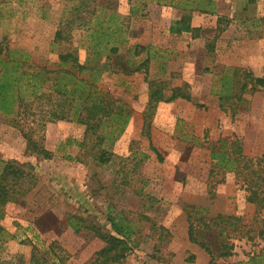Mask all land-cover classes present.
Instances as JSON below:
<instances>
[{"label":"rangeland","instance_id":"374dc122","mask_svg":"<svg viewBox=\"0 0 264 264\" xmlns=\"http://www.w3.org/2000/svg\"><path fill=\"white\" fill-rule=\"evenodd\" d=\"M208 1L0 0V42L26 53L34 66L56 70L59 54L72 52L88 68L78 78L87 79L89 69L102 66L109 46L122 39L120 53L129 57L126 50L139 45L145 50L135 61L149 57L146 75L123 73L113 59L100 74L98 87L129 113L107 164L94 160L93 142L77 145L85 126L39 125L37 115L47 110L44 97L39 109L33 107L36 116L20 127L0 117V170L13 161L33 176L24 184L30 190L0 209V264H28L33 253L48 264H91L103 243L84 227L74 233L67 219L112 233L109 211L134 229L136 246L120 264H264V210L246 203L240 180L214 168L208 150L220 139L236 138L244 156L264 154V89L239 91L244 72L263 75L264 0ZM183 15L194 30L172 33ZM60 29L68 38L55 43ZM97 29L112 41L95 55L89 36ZM227 70L236 72L235 96L221 103L214 92ZM150 80L164 84L167 95L182 87L191 101L158 103L146 123ZM21 130L51 158L27 148ZM193 218L212 231L206 235L212 257L188 240L189 224H197ZM220 241L231 246V256H217Z\"/></svg>","mask_w":264,"mask_h":264},{"label":"trees","instance_id":"16d2710c","mask_svg":"<svg viewBox=\"0 0 264 264\" xmlns=\"http://www.w3.org/2000/svg\"><path fill=\"white\" fill-rule=\"evenodd\" d=\"M200 2L211 4L208 0H200ZM81 5L82 3L77 6V9L81 8ZM196 10L203 13L210 11L200 7ZM188 20L189 16L183 15L171 26L170 31L174 34L192 32L194 29L189 26ZM106 32L97 29L89 36L93 44L91 51L95 55L106 51L109 39L112 41L111 35ZM67 38L68 35L64 36V31L61 29L54 34L55 43L65 41ZM3 42H0V117L8 120L15 127H20V122L24 119L36 116L33 110L40 108L39 101L44 97L47 110L37 115L39 125L67 121L85 126L84 140L77 145L85 148L87 143L93 142L90 150L93 152L94 160L100 165L107 164L111 156L109 148L123 133L129 113L120 99L111 97L98 87L100 74L113 59L115 66L123 73L142 72L146 75L149 57L135 61L145 48L139 45L131 46L126 50L129 54L127 57L126 54L120 53V47H125V41L122 39L118 45L109 46L102 66L95 65L89 69L90 76L87 79H81L78 78L79 73L82 74L88 68L85 64H79L72 52L59 54L56 70L46 69L30 64V58L26 53L9 49ZM235 75L236 72L227 70V73L219 77L220 90L215 91L214 94L218 96L221 103L228 102L235 96L232 94L233 84H236V80H233ZM147 84L149 92L144 114L146 123L151 119L158 103H169L177 99L191 101L190 95L182 87L170 88L167 95L164 84L153 80L147 81ZM239 84L240 93L264 89V70L262 77H254L251 73L244 72L242 82L239 81ZM44 85H47L46 91H43ZM22 136L26 139L27 148L33 153L45 160L51 158V153L45 150L37 140L32 139L28 133L22 132ZM208 150L209 159L214 168L223 173H232L240 180L239 183L246 193V203L255 206L259 211L264 210V154L256 158L244 156L241 143L236 138L229 141L220 139L214 146L208 147ZM152 151L156 153L153 148ZM157 157H160L159 154ZM28 169L29 167L26 168L25 165L13 161L3 164L0 170V209L10 202H17L30 190L32 185H24L33 179ZM220 218L217 217V219ZM193 219L196 221L195 218ZM107 220L112 233L103 232L95 226H81L83 220L74 216L67 219V225L74 233H79L84 227L103 243V247L95 253L91 264H120L130 254L132 247L136 246L132 238L133 226L120 214L109 211ZM196 222V225L189 224L188 240L212 257L214 255L211 250L212 244L206 241V235L212 231L203 220L199 222L198 219ZM263 232L264 230L260 234L263 235ZM217 236L221 237L222 233H217ZM216 237L214 236V239ZM216 251L220 258L229 257L232 253L231 246L229 247L223 241L219 242ZM61 261L62 259L59 263H62ZM48 263L45 257H38L33 253L28 264Z\"/></svg>","mask_w":264,"mask_h":264}]
</instances>
